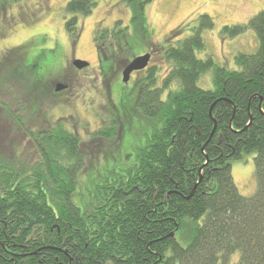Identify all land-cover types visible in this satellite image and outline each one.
Here are the masks:
<instances>
[{"label": "trees", "instance_id": "obj_1", "mask_svg": "<svg viewBox=\"0 0 264 264\" xmlns=\"http://www.w3.org/2000/svg\"><path fill=\"white\" fill-rule=\"evenodd\" d=\"M7 2L0 0V10ZM133 2L132 25L118 21L95 40L107 77L141 43L150 50L146 2ZM97 3L70 0L66 11L89 15ZM214 26L203 14L189 35L175 39L179 28L161 48L165 75L150 66L135 82L136 106L154 120L153 133L129 165L96 182L88 198L74 200L85 166L80 136L63 120L29 129L16 117L34 156L0 164V264H264V9L222 29L232 37L256 33L255 50L236 53L235 69L198 55L206 49L202 31ZM65 27L76 39L79 24L67 19ZM57 49L34 55L28 76L42 66L57 68L50 67ZM208 71L213 87L205 89L198 82ZM118 132L112 123L94 137ZM251 153L257 187L245 196L232 164Z\"/></svg>", "mask_w": 264, "mask_h": 264}, {"label": "rangeland", "instance_id": "obj_2", "mask_svg": "<svg viewBox=\"0 0 264 264\" xmlns=\"http://www.w3.org/2000/svg\"><path fill=\"white\" fill-rule=\"evenodd\" d=\"M69 1L8 0L5 8L0 10V164L14 156L27 160L34 156L33 142L23 127L45 129L63 120L80 136L85 152V166L78 175L74 197L79 200L82 196L88 198L94 184L101 182L106 174L129 165L136 148L144 145L153 133L154 120L137 108L134 90L135 82L146 69L133 72L129 82L125 83L122 75L125 66L134 57L150 52L149 67L157 66L165 75L168 65L161 50L163 44L179 28L181 33L175 39L189 35L192 27L199 24V17L209 14L215 26L202 31L206 49L198 55L202 58L212 56L235 69L236 53L255 50L256 33L250 29L232 37L224 36L222 29L248 22L264 9V0H151L147 10L152 33L150 50L141 43L130 60L124 61L108 77L99 67L94 31L103 17H107L104 25H112L109 22L116 17L126 18L125 4L112 7L117 0H98L93 15L83 23V33L74 39L67 35L65 27L69 19L66 11ZM56 46L57 56L48 65H57V68L42 66L36 75L29 77V68L25 67L30 59L42 49ZM18 48L22 49L12 52ZM72 48H76L73 55L90 62L89 68L79 70L71 66ZM58 82L69 88L56 91ZM198 84L205 89L212 88V71L204 73ZM18 116H21L23 127L17 122ZM112 123L118 126L117 137H94L95 132ZM255 170L253 153L233 161L235 183L245 196L256 191ZM239 257V252L234 253L231 262H238Z\"/></svg>", "mask_w": 264, "mask_h": 264}, {"label": "flooded vegetation", "instance_id": "obj_3", "mask_svg": "<svg viewBox=\"0 0 264 264\" xmlns=\"http://www.w3.org/2000/svg\"><path fill=\"white\" fill-rule=\"evenodd\" d=\"M145 1L146 3H143L142 4V9H143V12L148 20V13H147V10H148V6H149V3H151V0H143ZM116 4H120V5H124L125 4V11L127 13V17L126 18H122V17H116V18H113L112 21H108L109 23H113L112 25H104L105 22H107L106 18L107 17H103L99 22V26L96 28V30L94 31V40H100L102 39L104 36H105V32L106 30H110L112 29L115 24L118 22V21H122L124 24L126 23L127 25H132L133 21L135 20L136 18V15H135V11H134V2L133 0H117L113 5L112 7H115ZM93 11L89 14V15H83L82 13H78V14H69V23H73V24H79V28L76 30V32H78L77 34V37L79 38V36L81 35L82 32V27H83V23L89 19L91 17V15H93ZM200 18V17H199ZM127 20V21H125ZM128 22V23H127ZM67 35L69 37H72V34L70 33L69 31V34L67 32ZM76 37V38H77ZM55 48H58V46H56ZM54 49V48H53ZM73 52L75 54L76 52V48H72V52H71V56L73 57L72 60L69 59L71 61V66L76 68L75 65H74V60L75 59H82L84 60L83 58H78L76 57L75 55H73ZM146 53V52H145ZM151 57H152V54H151ZM90 65L86 68H89ZM99 67L100 68H103L101 65H100V60H99ZM85 69V68H84ZM80 70V69H79ZM82 70V69H81ZM66 85V84H65ZM68 87L66 89L69 88V85H67ZM71 264V263H69Z\"/></svg>", "mask_w": 264, "mask_h": 264}, {"label": "water", "instance_id": "obj_4", "mask_svg": "<svg viewBox=\"0 0 264 264\" xmlns=\"http://www.w3.org/2000/svg\"><path fill=\"white\" fill-rule=\"evenodd\" d=\"M151 60V53L147 52L134 57L124 68L122 75L123 81L128 83L133 72L141 71L149 67V62ZM74 65L77 69H84L90 65V62L82 59H75ZM68 86L62 82L56 84L55 90L62 91Z\"/></svg>", "mask_w": 264, "mask_h": 264}]
</instances>
